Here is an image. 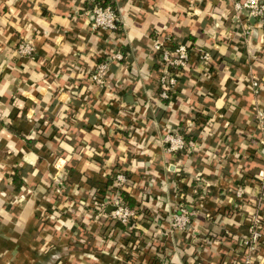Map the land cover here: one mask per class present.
<instances>
[{"label": "crops", "instance_id": "obj_1", "mask_svg": "<svg viewBox=\"0 0 264 264\" xmlns=\"http://www.w3.org/2000/svg\"><path fill=\"white\" fill-rule=\"evenodd\" d=\"M97 5L116 11V33L93 31ZM157 41L190 53L168 102ZM262 108L264 19L237 18L232 0H0V264H244L250 217L264 225ZM175 132L188 150L163 144ZM115 170L131 177V230L90 208ZM181 206L186 233L170 227Z\"/></svg>", "mask_w": 264, "mask_h": 264}, {"label": "built area", "instance_id": "obj_2", "mask_svg": "<svg viewBox=\"0 0 264 264\" xmlns=\"http://www.w3.org/2000/svg\"><path fill=\"white\" fill-rule=\"evenodd\" d=\"M234 13L237 18H240L244 13L249 18L264 19V0H232ZM90 19L92 22V29L94 32L105 31L116 33L119 29V17L116 11L111 6H95L90 12ZM154 51L161 57V69L159 71V99L168 102L172 99L178 84L179 73L186 70L190 66V53L188 47L180 45L175 49L165 43L157 41L154 46ZM18 54L20 56H32L35 53V47L31 41H24L18 45ZM111 62H122L124 56L121 53H115L111 57ZM201 60L208 64L211 61L210 54L201 53ZM111 69V63L106 61L96 66L91 73V81L99 88H104L107 78ZM252 91L255 95H259L262 91L261 84L258 81H252ZM256 124L259 131L264 135V108L259 109L256 113ZM163 144L169 146V151L173 154H178L182 151L188 150L189 144L185 141L182 134L179 132L170 133L163 139ZM114 186L104 200L99 201L93 197L91 201V209L101 215H106L114 223L120 224L125 228L134 226V220L137 219V211L131 209L123 201L119 188L125 185L128 180L124 171L115 170ZM261 180L264 184V173L261 175ZM55 191L57 194L63 193L64 183L61 177L54 179ZM239 199L244 197V192L239 191L237 194ZM181 215L175 216L171 224V230L178 233H186L190 229L191 221L186 208L181 206ZM263 217L261 214L256 213L250 217L248 233L242 238L241 246L243 253L244 264H256L258 262L257 253L263 239Z\"/></svg>", "mask_w": 264, "mask_h": 264}, {"label": "trees", "instance_id": "obj_3", "mask_svg": "<svg viewBox=\"0 0 264 264\" xmlns=\"http://www.w3.org/2000/svg\"><path fill=\"white\" fill-rule=\"evenodd\" d=\"M177 45L175 44H172V47H170V49H175ZM160 58V56H159ZM188 142V138L186 137L185 138ZM72 170H65V173L67 174V176L65 177V180H67V183H69V177L71 176L72 174ZM125 173V172H124ZM125 175L127 176V180L128 182L123 185L121 188H119V192L121 194V197L123 198V201L126 203L127 206H129L131 209H135V208H138L137 206V202L131 197V189L133 188L132 186V182H131V177L125 173ZM114 175H110L109 179H108V182L107 184H105V188L104 190H101L100 192L97 190V195L95 196L96 199H98L99 201H102L105 199V192L106 190H112L113 189V186H114ZM19 175L18 173L16 172L13 176V181H14V184L18 185L17 187H19L21 184H19ZM96 186V185H95Z\"/></svg>", "mask_w": 264, "mask_h": 264}]
</instances>
